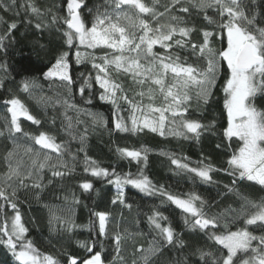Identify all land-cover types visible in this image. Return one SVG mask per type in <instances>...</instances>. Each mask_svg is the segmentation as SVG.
<instances>
[{"label":"snow or ice","instance_id":"1","mask_svg":"<svg viewBox=\"0 0 264 264\" xmlns=\"http://www.w3.org/2000/svg\"><path fill=\"white\" fill-rule=\"evenodd\" d=\"M0 10L13 17L24 10L28 25L37 32L55 30L62 42L53 61L40 69L51 94L44 92L39 78H24L16 93L7 89L9 96L2 101L7 115L0 124V139L6 141L0 157V248L8 259L0 264H264V196L254 199L247 191L264 193V107L257 105L264 98V0H103L91 8L86 0H61L52 6L38 0H0ZM194 17L203 24L198 26ZM0 26L5 28L0 52L6 54L5 42H15L18 23L0 16ZM39 47L46 51L44 44ZM81 66L89 70L74 77L73 68ZM0 72L4 90L10 78L6 61L0 62ZM218 87L224 123H205L198 117L214 102ZM74 88L86 104L95 96L112 106L110 132H148L197 143L206 133L220 137L216 148L228 153L223 168L207 158L193 166L186 156L159 155L170 161L175 174H189L193 182L215 184L217 172L231 177L226 192L218 195L234 197L238 206L212 212L213 205L195 192L177 195L158 187L144 172L152 151L144 145L115 147L120 160L140 166L137 173L103 166L88 154L89 124L79 117L87 116L93 131L107 129L110 121L80 108ZM28 101L45 115L49 107L63 108L66 123L60 132L68 139L58 140L44 130L26 131L24 121L38 129L42 124ZM69 111L76 113L75 121ZM124 111L127 117L121 115ZM50 122L55 125V116ZM70 180L89 194H100L96 181L113 186L110 206L90 209L88 222L79 224L75 206L82 201L75 190L64 191L62 205L42 201L49 186L59 182L64 189ZM127 186L159 195L161 206L170 202L179 209L190 240L158 208L145 214L147 230L141 228L139 212L129 222L124 210L130 214L133 204L126 199ZM21 192L32 193L47 209L49 233L60 239L59 246L52 245L55 251L43 250L31 237L21 211L28 201L21 200ZM31 223L36 224L35 217ZM78 232L89 235L76 239Z\"/></svg>","mask_w":264,"mask_h":264},{"label":"trees","instance_id":"2","mask_svg":"<svg viewBox=\"0 0 264 264\" xmlns=\"http://www.w3.org/2000/svg\"><path fill=\"white\" fill-rule=\"evenodd\" d=\"M18 3H23V0H18ZM38 3L45 6L60 5L61 0H38ZM88 7H95L98 4H103V0H86ZM56 10V9H54ZM63 14V13H62ZM0 16H3L6 21L15 19L18 23V27L13 32L14 43L7 44V53L0 52V62L6 61L8 64V71L10 78L5 81V89L0 90V124L3 123V117L7 115L5 106L2 101L7 99L9 93L7 89H11L13 93H16L19 87V81L24 78H39L40 82L44 86V92L51 94L48 89V82L44 81L40 69L45 65H48L53 61L57 50L61 47L60 34L55 30H45L43 32H37L35 28L26 23L27 13L24 10H20V16L13 17L11 13H4L0 10ZM197 25L203 24L202 18L194 17ZM5 30L4 26H0V33ZM198 39V37H194ZM39 42V43H37ZM39 44L46 46V51L40 49ZM89 67L81 66L79 69L73 68L74 77H78L80 72H87ZM4 73L0 72V78H3ZM127 84V81H125ZM22 96V94H20ZM216 98L207 109L204 111L202 119L205 123L212 119H217L219 124L224 123L221 115L222 108V93L219 91V87L216 91ZM74 102L82 109H87L94 113H101L107 118L109 126L105 128H96L94 131L91 128V121L85 115H81L79 118L84 121H88L89 134H88V154L94 159L98 160L105 167L115 166L120 173L131 172L137 173L138 166L135 162L129 163L127 160H120L115 154V147L139 148L144 145L150 148L152 151L149 153L147 167L144 168V172L152 180L154 184L164 186L168 191L177 194L185 195L190 192H195L208 200L212 205V212L222 210L228 204H232L233 207L238 205L233 203L234 197L222 196L226 192L224 188L225 184L231 183V177L225 175L222 172L213 173L215 184H204L198 179L193 182L189 174L177 175L174 173V166L170 164V161L159 155L161 151L176 153L178 156H186L189 158L193 166L196 162L202 158H207V162L212 163L218 168L226 167V160L228 153L216 148V144L220 142V137L212 136L211 134H205L199 143L194 140H183L172 137L164 138L153 133H142L139 136H133L131 134L110 132L112 128V106L110 104L103 103L93 97L92 104H86L84 98H82L78 90L74 88ZM28 105L31 111L41 119L42 124L39 126L32 125L31 122L24 121V127L26 131L37 132L38 130H44L57 135L58 140H67L68 137L60 132V128L63 123H66L63 115V108H57L53 110L51 107L47 109V115L44 114V110L38 107L34 102L28 101ZM257 105L264 107V98L257 99ZM126 107V106H125ZM68 115L73 117V121L76 119V113L69 111ZM121 115L127 117L128 112L124 111ZM196 116V113H193ZM55 116L56 123L53 126L51 124V118ZM219 126V125H218ZM78 128L82 131L84 125H78ZM6 141L0 139V157L3 156V149ZM78 142L73 143L72 150L75 151L78 147ZM3 165L0 163V170ZM82 174L78 170L77 178H81ZM68 188L75 190L76 195L81 199L82 203L75 206L76 208V221L79 224H86L90 217V209L104 210L108 208L110 199L114 194V187L111 185H105L102 181L95 182V188L99 189L100 194L96 192L82 193L77 187L75 180L66 181L64 189H61L59 182L49 186L42 194L41 199L44 203L50 205H62V196L64 191ZM244 190V189H242ZM248 193L254 198L259 199L264 196V193L255 190L247 189ZM60 196L61 199L56 197ZM21 200H27V203L21 204V211L24 219L28 221V227L31 229L30 235L36 240L38 245L45 251H55L52 247L53 244L59 246L60 239L51 235L48 230V212L42 204L37 203L32 193L25 195L24 192L20 193ZM126 199L133 204V210L129 214L127 210H124L125 216L128 221L131 222L136 217L137 212L140 214V219L144 221L141 224V228L147 230L146 215L150 214L154 208H158L165 215L170 217L171 222L176 227L177 231L183 232V239L190 240L191 234L183 228V222L181 219L180 210L170 202H166L161 206V197L159 195L147 196L140 193L138 190L133 189L131 186L126 187ZM87 205L88 207H85ZM36 218V224L31 223V218ZM128 226H132L129 223ZM87 232L76 233V239H85L88 237ZM107 243V242H106ZM73 251H78L73 246ZM176 255H179L177 253ZM5 252L0 248V261H6Z\"/></svg>","mask_w":264,"mask_h":264}]
</instances>
